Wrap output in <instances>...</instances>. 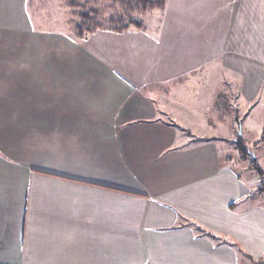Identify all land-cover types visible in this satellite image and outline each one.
I'll return each mask as SVG.
<instances>
[{
    "label": "crops",
    "instance_id": "1",
    "mask_svg": "<svg viewBox=\"0 0 264 264\" xmlns=\"http://www.w3.org/2000/svg\"><path fill=\"white\" fill-rule=\"evenodd\" d=\"M49 1L0 0V264H264L256 172L156 101L206 69L209 111L223 72L264 102V0H167L155 26L86 38L70 0Z\"/></svg>",
    "mask_w": 264,
    "mask_h": 264
},
{
    "label": "rangeland",
    "instance_id": "2",
    "mask_svg": "<svg viewBox=\"0 0 264 264\" xmlns=\"http://www.w3.org/2000/svg\"><path fill=\"white\" fill-rule=\"evenodd\" d=\"M31 5L29 10L41 9V12L44 10H49V0H30ZM81 2L83 0H76ZM60 2V1H59ZM58 4V1H56ZM104 7L100 12L102 15V20L105 25H109L107 22V17L112 12L109 10L110 4L108 0L103 1ZM57 6V5H56ZM57 8V7H56ZM35 10V11H36ZM41 18L45 22H48L51 15L47 19L46 15ZM75 16V15H74ZM73 14L69 17H74ZM134 18L142 19L143 25L147 28L155 26L158 23L159 16L157 14H152L151 11H148L144 14H134ZM61 18V17H60ZM57 24H58V20ZM54 24V22H52ZM131 28H134L131 26ZM222 75L223 80H217L215 89L217 92L227 93L228 102H225V111H218V107L215 111L208 110L207 100L211 99L208 96L209 91H213V88L209 86L212 81L207 79V70L202 69L197 77L192 80L190 79L183 87H179L178 90L172 89L173 86L171 83L167 84L166 87L160 89L156 95V101L160 107L163 119L172 120L180 130L186 132L187 130H192L194 139L196 140L198 136L211 135L213 136V141L216 144V147L219 152L220 161L222 166H231L234 167L238 172L239 178L244 181L245 178L250 179L253 168L250 166L251 159H254L249 151H252L256 157V164L261 163L260 158L264 156L261 154V149L264 153V139L262 138V131L264 126V102H257L252 106H245L241 103L240 99L236 95V81L228 80L229 75L225 72L217 74L220 78ZM221 98V97H220ZM223 103L224 101L221 100ZM227 104V105H226ZM243 105V106H242ZM255 116L254 121L251 122V128H248V118L252 115ZM212 118V122L209 125L205 122L207 117ZM242 117V124L239 126L231 128L232 118ZM256 117V118H255ZM261 118V119H259ZM241 126V127H240ZM234 130V131H233ZM244 142V143H243ZM241 143L243 145H241ZM243 148L247 151L243 158V151L240 148ZM261 149H260V148ZM264 171V168H262ZM258 175V174H257ZM257 175L255 178H257ZM260 181L256 180V185L260 186ZM260 193L264 194L263 191ZM264 261V259H263Z\"/></svg>",
    "mask_w": 264,
    "mask_h": 264
},
{
    "label": "trees",
    "instance_id": "3",
    "mask_svg": "<svg viewBox=\"0 0 264 264\" xmlns=\"http://www.w3.org/2000/svg\"><path fill=\"white\" fill-rule=\"evenodd\" d=\"M103 1L105 0H83L81 2L70 0L69 3L73 9L72 14L75 16L68 19L66 24L76 37L86 38L98 30L121 33L131 28V26L140 28L143 26V21L134 18V14L163 10L167 2V0H108L110 4L108 7L112 13L106 19L109 25H105L100 12L105 8ZM100 6L103 8H100ZM241 145L243 144L241 143ZM240 150L243 151L244 158L247 151L244 147H241ZM250 166L256 172V175L262 176V171L254 159H251ZM259 189L264 191V187L261 185Z\"/></svg>",
    "mask_w": 264,
    "mask_h": 264
},
{
    "label": "built area",
    "instance_id": "4",
    "mask_svg": "<svg viewBox=\"0 0 264 264\" xmlns=\"http://www.w3.org/2000/svg\"><path fill=\"white\" fill-rule=\"evenodd\" d=\"M256 180H258V181H260L259 183H260V185L262 186V187H264V178L262 177V176H257V178H256Z\"/></svg>",
    "mask_w": 264,
    "mask_h": 264
}]
</instances>
